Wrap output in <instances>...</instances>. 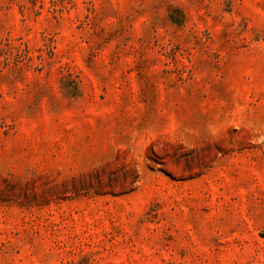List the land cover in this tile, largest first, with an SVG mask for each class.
Here are the masks:
<instances>
[{
	"label": "rangeland",
	"instance_id": "374dc122",
	"mask_svg": "<svg viewBox=\"0 0 264 264\" xmlns=\"http://www.w3.org/2000/svg\"><path fill=\"white\" fill-rule=\"evenodd\" d=\"M0 264H264V0H0Z\"/></svg>",
	"mask_w": 264,
	"mask_h": 264
},
{
	"label": "trees",
	"instance_id": "16d2710c",
	"mask_svg": "<svg viewBox=\"0 0 264 264\" xmlns=\"http://www.w3.org/2000/svg\"><path fill=\"white\" fill-rule=\"evenodd\" d=\"M128 172H131L132 174H133V183H135V181H136V179H137V175H136V173H135V171L134 170H132V169H129V170H127ZM72 181H75V180H72ZM71 181V182H72ZM84 190H87V191H91V190H94V189H91V188H87V189H84ZM94 194L95 195H99V196H103V195H107V194H110V193H101V191H95L94 190Z\"/></svg>",
	"mask_w": 264,
	"mask_h": 264
}]
</instances>
